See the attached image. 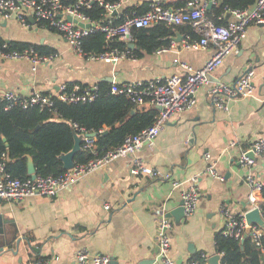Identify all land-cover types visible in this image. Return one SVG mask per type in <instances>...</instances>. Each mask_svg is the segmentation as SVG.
<instances>
[{
    "label": "crops",
    "instance_id": "1",
    "mask_svg": "<svg viewBox=\"0 0 264 264\" xmlns=\"http://www.w3.org/2000/svg\"><path fill=\"white\" fill-rule=\"evenodd\" d=\"M187 1L94 0L101 6L100 2L115 3L109 15L105 12L104 22L132 12L145 13L154 2L180 7ZM226 16L233 19L230 13ZM0 37L7 42L40 45L54 53L49 62L35 65L25 59L0 57V90L25 96L36 91L55 95L60 84L68 81L95 85L100 81L166 78L181 72L176 59L198 68L215 52L213 44L201 49L183 48L184 41L194 40L198 34L191 38L177 29L167 51L118 62L93 60L79 55L56 29L35 20L27 27L1 15ZM177 37L182 40L176 41ZM249 69L255 70L253 94L230 98L227 109L217 108L208 92L210 85L233 83ZM261 137L264 24H250L238 50L224 59L196 93V103L171 117L152 146L85 174L55 196L36 194L22 200H2L0 264H27L41 257L51 260L50 264H78L76 254L81 249L108 254L117 264H162L157 236L159 214L163 208L168 212L180 205L182 191L193 177L199 188V206L191 217H170V256L175 264H186L195 253L210 257L217 253L214 236L223 228L222 209L244 213L250 207L248 175L264 179V151L251 166L240 162L242 152ZM206 152L224 175L223 180L205 172ZM136 159L159 168L164 176L132 174ZM174 181L181 185L176 186Z\"/></svg>",
    "mask_w": 264,
    "mask_h": 264
},
{
    "label": "built area",
    "instance_id": "2",
    "mask_svg": "<svg viewBox=\"0 0 264 264\" xmlns=\"http://www.w3.org/2000/svg\"><path fill=\"white\" fill-rule=\"evenodd\" d=\"M105 7L107 15L112 12L114 2H100ZM94 4V0H0V15L5 19H15L24 26H31L30 17L35 22H44L46 27L58 30L81 56L88 59L103 60L106 62H118L124 58L137 59L134 48L129 43L133 42V30L140 27H148L161 22L174 25L190 24L199 38L184 41L183 48L201 49L210 44L215 46L213 56L201 67L194 68L184 61L179 62L181 72L171 74L166 78H149L146 80L112 82L111 91L115 94L125 95L131 102L158 109L153 117V123L137 134L128 135L119 146L110 148L104 153L98 150L99 135L105 128L97 131L96 135H90L88 131L78 124H74V130L83 136L82 149L92 154L87 161L77 162L59 175L37 174L27 178L14 177L7 167L8 155L0 153V198L2 200H22L24 198L41 194L55 196L62 189L74 184L85 174L100 168H105L119 157L134 154L147 146L155 143L166 122L191 108L196 103V93L206 83L208 75L215 71L224 59L236 52L240 43L247 34L250 24H264V0L247 8L220 9L221 0H188L184 6H166L160 2L151 3L149 9L142 14L132 12L120 22L108 20L101 22L93 19L85 12ZM230 13L233 19L222 23L226 15ZM71 16V19L68 18ZM83 23L84 25H81ZM89 25V26H88ZM100 31L104 34L108 47L99 53H86L83 49V38L89 34ZM122 40L127 43L125 48L111 45L114 40ZM177 47V44L173 43ZM169 48H161L159 51H167ZM0 57L9 59H25L34 65L41 62H49L54 54L41 55L33 47L24 49H9L8 44L0 46ZM255 70L245 71L241 77L233 82H215L210 85L208 92L217 108L227 109L228 100L235 97L252 95L255 89ZM97 85L81 89L79 83L69 86L66 82L61 83L59 91L55 95L36 91L28 96L21 95L17 91L0 90V98L6 100L7 109L12 107L28 108L37 106L41 110L51 108L54 104V96L64 102H88L97 97ZM264 151V137L255 140L249 149L241 154L240 162L243 166H251L256 158L251 157ZM208 162L206 173L214 177L224 179L216 169V162L209 152L205 153ZM132 174L143 173L152 178L163 177L161 170L155 166L145 164L136 159L131 167ZM250 192L248 194L250 207L242 214H235L227 208L222 209L224 215L222 234L226 238L242 240L245 234L252 233L258 245L263 235V225L258 222H249L246 213L258 208L262 199L264 179H255L252 174L248 175ZM196 178L189 180L187 187L182 191L184 200V213L186 217L193 216L199 206L200 194ZM176 186L181 182L174 181ZM109 204L105 205L108 209ZM173 223L163 208L158 217L157 236L160 247V259L162 264H175L170 256L171 230ZM250 228L249 231L247 229ZM248 232V233H247ZM264 253V247H261ZM199 259H190L186 264H202L201 260L208 263L209 256L202 252ZM78 264H111L112 257L105 253H92L88 249H81L76 254ZM51 260L37 259L27 264H50Z\"/></svg>",
    "mask_w": 264,
    "mask_h": 264
},
{
    "label": "trees",
    "instance_id": "3",
    "mask_svg": "<svg viewBox=\"0 0 264 264\" xmlns=\"http://www.w3.org/2000/svg\"><path fill=\"white\" fill-rule=\"evenodd\" d=\"M256 2L257 0H221L220 9H243L253 6ZM85 12L93 19L104 22L106 10L98 2H94L90 8L85 9ZM124 17L122 15L115 21L120 22ZM226 17L221 21L222 23H227ZM38 24L46 25L42 21ZM177 29L189 34L191 38L197 36L190 24L174 25L161 22L148 27L135 28L133 42L136 57L170 46ZM195 38H199V35ZM4 43L8 44L9 49L33 47L41 55L54 54L50 49L42 48L40 45L7 42L0 37V46ZM108 45L104 34L100 31L85 36L82 42L86 53H99ZM111 45L125 48L127 43L116 39ZM66 83L71 86L77 82ZM79 84L81 89L90 86ZM96 85L97 97L93 101L68 103L54 96L53 106L44 110L37 106L7 109L6 100L0 98V153H7V167L14 177H29L28 156L32 157L37 174L63 173L65 169L61 155L74 146V124L92 132L105 128L100 133L98 142L99 152L104 153L122 144L128 135L137 134L153 123V117L158 112L157 108L141 106L131 102L125 95L112 93V82L100 81ZM91 156V153L88 154L81 149L75 155V161H87ZM259 205L264 216V188ZM214 243L216 252L221 255V264H264V253L261 251V247H264V226L260 245L257 244L252 233L238 240L226 238L222 231L215 233ZM199 258H201L199 253L192 256V259ZM201 263L206 264V261L201 260Z\"/></svg>",
    "mask_w": 264,
    "mask_h": 264
},
{
    "label": "water",
    "instance_id": "4",
    "mask_svg": "<svg viewBox=\"0 0 264 264\" xmlns=\"http://www.w3.org/2000/svg\"><path fill=\"white\" fill-rule=\"evenodd\" d=\"M68 18L71 19V16H68ZM30 21L34 22V18L31 17ZM80 24L84 25L83 23H80ZM175 40L181 41L182 38L177 37V38H175ZM129 45L132 48L135 47V44L133 42L129 43ZM209 76H210V74L208 75V77ZM74 132H75V134H74L75 143H74L73 148L70 151L61 155V159L63 161V168L65 170L69 169L75 165V155L77 154V152H79L82 149L83 136L78 134L75 130H74ZM96 134H97L96 132L90 133V135H96ZM4 139H5V137H4ZM248 154L251 157L256 158L252 151L248 152ZM28 173L30 175H32L33 177L36 176V168H35V164H34V161H33L31 156H28ZM1 201H2V199L0 198V202ZM183 204H184V200H182L180 202V205L178 207L168 211L167 215L169 217L175 216V217H179V218L185 216ZM246 217L250 223L251 222H258L259 224H262L264 226V220H263L262 214L258 208H255V209L247 212ZM249 230H250V228L247 229V231H249ZM246 235L247 234H245V236ZM220 260H221V255L219 253H214L213 255H211L208 258V263L209 264H221ZM111 264H117V261L114 257H112V263Z\"/></svg>",
    "mask_w": 264,
    "mask_h": 264
}]
</instances>
